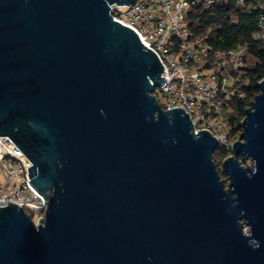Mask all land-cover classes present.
I'll return each instance as SVG.
<instances>
[{
    "label": "water",
    "instance_id": "water-1",
    "mask_svg": "<svg viewBox=\"0 0 264 264\" xmlns=\"http://www.w3.org/2000/svg\"><path fill=\"white\" fill-rule=\"evenodd\" d=\"M0 0V136L48 201L0 204V264H264V79L222 161L111 6ZM249 161L250 166L242 163Z\"/></svg>",
    "mask_w": 264,
    "mask_h": 264
},
{
    "label": "built area",
    "instance_id": "built-area-1",
    "mask_svg": "<svg viewBox=\"0 0 264 264\" xmlns=\"http://www.w3.org/2000/svg\"><path fill=\"white\" fill-rule=\"evenodd\" d=\"M244 3L238 0L239 5ZM214 4L215 0H134L130 5L111 6V12L113 20L133 30L160 61L164 82L154 95L161 108L182 109L189 116L194 135L208 132L218 141L215 152L229 156L242 131L236 130L232 120L233 103L249 99L248 92L240 88L246 46L216 49L207 35L194 34L186 22L190 9ZM257 7L263 11L253 39L264 49V7ZM30 166L18 147L0 136V174L8 183L6 187L0 183V204L23 208L38 225L48 201L32 186Z\"/></svg>",
    "mask_w": 264,
    "mask_h": 264
},
{
    "label": "trees",
    "instance_id": "trees-1",
    "mask_svg": "<svg viewBox=\"0 0 264 264\" xmlns=\"http://www.w3.org/2000/svg\"><path fill=\"white\" fill-rule=\"evenodd\" d=\"M264 0H215L211 7L198 5L186 14V22L194 34L207 35V40L216 49H234L246 46L245 67L240 88L248 92L249 99L233 103V123L241 131L245 109L259 93L258 82L264 79V49L253 39L259 14L263 11ZM250 8V9H249ZM249 9V10H248ZM226 153L215 152L213 159L217 166L227 157Z\"/></svg>",
    "mask_w": 264,
    "mask_h": 264
},
{
    "label": "rangeland",
    "instance_id": "rangeland-1",
    "mask_svg": "<svg viewBox=\"0 0 264 264\" xmlns=\"http://www.w3.org/2000/svg\"><path fill=\"white\" fill-rule=\"evenodd\" d=\"M242 164H243L244 166H250V162H249V161L243 162ZM221 165H222V162H221V164H219L218 169H219V172H220V174H221L222 180H224L225 188H227L229 182H228V180H227V177L222 173V167H221Z\"/></svg>",
    "mask_w": 264,
    "mask_h": 264
},
{
    "label": "crops",
    "instance_id": "crops-1",
    "mask_svg": "<svg viewBox=\"0 0 264 264\" xmlns=\"http://www.w3.org/2000/svg\"><path fill=\"white\" fill-rule=\"evenodd\" d=\"M0 183H1V185H3L4 187L8 186V183H7L6 180L2 177L1 174H0Z\"/></svg>",
    "mask_w": 264,
    "mask_h": 264
}]
</instances>
